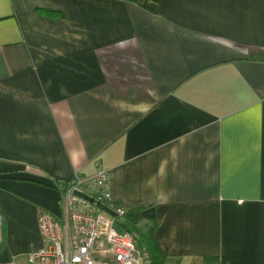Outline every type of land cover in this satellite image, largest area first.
<instances>
[{
    "label": "crops",
    "instance_id": "0c3cea01",
    "mask_svg": "<svg viewBox=\"0 0 264 264\" xmlns=\"http://www.w3.org/2000/svg\"><path fill=\"white\" fill-rule=\"evenodd\" d=\"M98 167L161 264H264V0H0V264Z\"/></svg>",
    "mask_w": 264,
    "mask_h": 264
},
{
    "label": "built area",
    "instance_id": "2783aa9c",
    "mask_svg": "<svg viewBox=\"0 0 264 264\" xmlns=\"http://www.w3.org/2000/svg\"><path fill=\"white\" fill-rule=\"evenodd\" d=\"M57 190L61 215L38 212L42 247L30 264H145L148 253L127 228V210L113 201L107 170L75 171Z\"/></svg>",
    "mask_w": 264,
    "mask_h": 264
},
{
    "label": "trees",
    "instance_id": "16d2710c",
    "mask_svg": "<svg viewBox=\"0 0 264 264\" xmlns=\"http://www.w3.org/2000/svg\"><path fill=\"white\" fill-rule=\"evenodd\" d=\"M48 15H56V12L53 11H45ZM53 186L56 189L61 188L62 182L54 181ZM141 208H133L125 213V219L127 221V228L129 230H134L135 233L138 235V245L139 247H142L143 249L146 250L148 253V259L150 264H161L162 263V258L164 257L161 252H159V249L156 245L154 235H153V230L155 227L154 221L151 220L150 223L144 227L141 228L138 226L139 220H140V211Z\"/></svg>",
    "mask_w": 264,
    "mask_h": 264
},
{
    "label": "rangeland",
    "instance_id": "374dc122",
    "mask_svg": "<svg viewBox=\"0 0 264 264\" xmlns=\"http://www.w3.org/2000/svg\"><path fill=\"white\" fill-rule=\"evenodd\" d=\"M145 264H150L149 260H145Z\"/></svg>",
    "mask_w": 264,
    "mask_h": 264
}]
</instances>
